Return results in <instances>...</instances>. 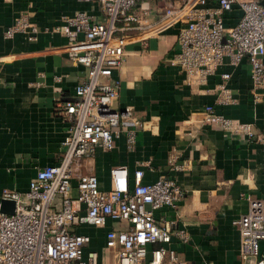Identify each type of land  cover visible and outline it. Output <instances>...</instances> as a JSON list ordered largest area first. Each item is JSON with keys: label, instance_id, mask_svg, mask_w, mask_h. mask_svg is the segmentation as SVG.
<instances>
[{"label": "crops", "instance_id": "crops-1", "mask_svg": "<svg viewBox=\"0 0 264 264\" xmlns=\"http://www.w3.org/2000/svg\"><path fill=\"white\" fill-rule=\"evenodd\" d=\"M142 2L150 9L148 24L155 26L161 4ZM81 11L101 15L96 0H0V194L4 189L24 193L37 171L56 164L63 155L67 123L57 104L73 101L75 87L87 75L73 61L69 40L51 29L61 24L63 16ZM239 14L232 12L226 23L234 25ZM20 15L28 16L36 28L34 40L23 34L5 37ZM153 31L129 32L132 39L125 60L112 74L119 82L113 107L130 108L143 123L134 149L127 151L121 139L112 151L97 150L92 158L82 160L81 171L95 175L102 191L109 190V173L117 166L127 169L130 182L138 169L143 171L144 184L159 178L174 180L181 198L174 208L155 212V220L161 227L169 226L170 248L178 258L188 264H254V260L240 261L233 222L246 213L249 199L264 202V85L258 91L260 101L254 103L244 60L237 68L226 61L206 86H188L184 74L172 65L178 52V27ZM225 73L231 75L236 103L218 111L250 123L255 136L251 141L203 122V107L215 99L207 90ZM172 157L183 170L170 169ZM107 227L124 224L109 221ZM179 231L187 236L186 243L176 237ZM78 232L91 237L90 248L98 252L99 264H112L103 231L82 227ZM154 248L149 246L148 251ZM260 250L264 251V241ZM167 262L165 258L163 264Z\"/></svg>", "mask_w": 264, "mask_h": 264}, {"label": "built area", "instance_id": "built-area-1", "mask_svg": "<svg viewBox=\"0 0 264 264\" xmlns=\"http://www.w3.org/2000/svg\"><path fill=\"white\" fill-rule=\"evenodd\" d=\"M90 2V0H77ZM100 17L81 11L63 16L51 33L65 36L71 43L73 61L86 69V80L75 87V99L57 104L67 123L61 143L59 162L36 172L24 193L2 190L1 200L13 201V215L0 212V264H99L98 252L92 250L91 237L78 232L91 227L103 231L104 249L112 264H188L170 248L173 233L169 226L156 223L155 212L174 208L181 198L176 182L159 178L151 184L142 182L143 171L136 170L131 182L125 167L110 170V188L102 191L95 175L81 171V161L97 150L112 151L124 140L127 151L136 144L143 123L132 110H117L119 82L113 71L126 57L129 32L144 35L178 27V52L172 65L185 76L191 87H203L227 64L237 68L244 60L250 69L249 94L260 101L264 85V0H152L161 4L160 19L153 26L146 17L150 9L143 0H96ZM238 11L236 23L227 17ZM36 28L26 15L18 16L6 32V38L23 34L34 40ZM81 40V41H79ZM230 74L220 75V82L207 90L214 103L203 107V122L221 131L255 138L250 123L233 119L218 111L234 105ZM262 140L260 139V142ZM171 170L183 167L175 158L168 160ZM74 192V195H73ZM60 199L55 205V199ZM57 207L58 210H57ZM124 224L108 228V222ZM239 234V258L264 264V202L249 199L245 214L233 222ZM176 237L186 243L179 231ZM149 246H155L150 252Z\"/></svg>", "mask_w": 264, "mask_h": 264}, {"label": "water", "instance_id": "water-1", "mask_svg": "<svg viewBox=\"0 0 264 264\" xmlns=\"http://www.w3.org/2000/svg\"><path fill=\"white\" fill-rule=\"evenodd\" d=\"M15 210V203L13 201L1 200L0 201V212L13 215Z\"/></svg>", "mask_w": 264, "mask_h": 264}, {"label": "rangeland", "instance_id": "rangeland-1", "mask_svg": "<svg viewBox=\"0 0 264 264\" xmlns=\"http://www.w3.org/2000/svg\"><path fill=\"white\" fill-rule=\"evenodd\" d=\"M151 1H152V0H151ZM153 3L155 4V3H157V2L153 1ZM59 202H60V199H59L58 197H56V199H55V205H59ZM58 208H59V207H57V210H58Z\"/></svg>", "mask_w": 264, "mask_h": 264}]
</instances>
